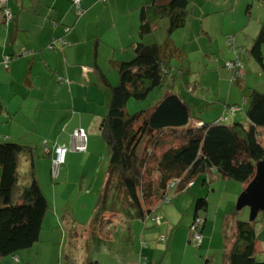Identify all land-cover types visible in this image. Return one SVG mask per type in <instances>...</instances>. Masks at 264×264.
Wrapping results in <instances>:
<instances>
[{
  "label": "crops",
  "instance_id": "crops-1",
  "mask_svg": "<svg viewBox=\"0 0 264 264\" xmlns=\"http://www.w3.org/2000/svg\"><path fill=\"white\" fill-rule=\"evenodd\" d=\"M151 2L81 0L80 12H77L72 0H9L4 5L0 3V141L33 145L28 134L33 133L34 128H29L22 119L29 112L41 118L37 122L45 126V134L41 135L54 139L50 146L44 140L47 149L43 147L40 153L45 158L37 162L34 159L36 176L48 205L39 239L27 250L0 256V264H67L64 257L68 250L65 226L72 222L78 229L85 227L96 203L87 220L76 222L67 208L61 210L54 198L50 201L46 197L40 177L48 173L54 144L68 145L74 128L85 131L86 149L75 153L76 150L68 148V159H65L68 164L60 169L59 175L65 170L68 176L80 160L87 165L85 179L89 173L94 174L99 170L98 158L102 153V142L105 143L100 125L108 110L110 87L119 79L115 63L130 60L137 42L159 44L171 36L177 46L178 30L188 28L182 34L196 40L198 49L207 56V66L214 61L212 57L223 59L225 63L237 57L242 62V77L234 83L237 87L230 82L231 72L226 67L222 70L224 73L219 72L230 82L226 91L217 96L225 100L226 107L235 105L237 108L242 98L246 103V93L251 89H264V75L249 53L253 39L264 27V0H189L193 6L189 10L192 17L188 18L184 27L169 33V20L162 15L152 31L141 34L142 8H147ZM4 8L9 9L10 19H6ZM228 37H232L231 45L227 43ZM262 50L264 59V45ZM182 55L180 51L178 56ZM6 58L7 65L4 63ZM234 112L228 111L229 116H226L225 111L222 118L226 120L232 117L233 120ZM21 154L27 171L30 155ZM192 186H195V181ZM196 193L199 192L196 190ZM179 198L173 200L174 206L167 207L166 213L184 211L179 205ZM147 202L154 211L162 204L154 197L147 198ZM154 215L157 216L156 213ZM136 219H118L107 224L100 236L101 239L105 238L104 242L100 244L94 241L88 252L80 249V253L76 254L77 264H84L86 256L96 260L97 264H139L141 259L146 264H224L222 254L228 239L223 228L217 238L218 248L213 252L209 247L213 234L209 239L203 235L205 220L198 247L204 244L207 254L205 257L193 255L187 259L183 253L189 251L190 247L188 243L184 246L178 243V232L173 233L168 229L165 239L161 240V232L156 234L154 230H145V227L140 230ZM191 220L192 215L190 219L187 218L185 223L188 227L184 225L183 230H189ZM142 221L146 222L147 219ZM115 224L121 227L111 235L108 228ZM263 228L264 214L256 226L255 257L260 261H264ZM188 233H182L180 240L189 242L190 230ZM93 252H97V256H93Z\"/></svg>",
  "mask_w": 264,
  "mask_h": 264
},
{
  "label": "trees",
  "instance_id": "trees-1",
  "mask_svg": "<svg viewBox=\"0 0 264 264\" xmlns=\"http://www.w3.org/2000/svg\"><path fill=\"white\" fill-rule=\"evenodd\" d=\"M188 4L189 0H152L147 8H142L139 32L152 31L162 15L169 20V33L184 27ZM263 45L264 27L249 49L264 75ZM179 53L180 48L167 36L159 44L137 42L130 60L115 63L119 79L110 87L108 110L100 125L108 150L105 181L85 227L78 229L72 222L65 226L68 238L71 237L64 254L67 264H77L80 249L88 252L94 241L103 243L101 231L107 224L118 219L151 218L155 211L148 206L147 198L163 203L169 190L175 194L187 191L198 176L203 184L209 183L212 173L244 186L254 176L256 162L264 156V89L246 93L245 123L201 120L200 124L195 121L181 127L154 129L149 126V116L161 100L146 110L127 112L130 97L142 99L154 87L169 91L166 86L170 61ZM182 103L190 118L189 104ZM23 152L30 158L27 171L21 175L18 161ZM33 152L31 146L0 141V256L27 250L39 239L48 205L36 176ZM207 205L205 194L195 196L190 238L194 231L202 235L205 217L201 213ZM197 218L201 222L193 229ZM255 222L256 218L234 221L233 238L230 241L227 237L222 254L224 264H264L255 257ZM79 237L83 244L77 242ZM84 264L97 262L86 256Z\"/></svg>",
  "mask_w": 264,
  "mask_h": 264
},
{
  "label": "rangeland",
  "instance_id": "rangeland-1",
  "mask_svg": "<svg viewBox=\"0 0 264 264\" xmlns=\"http://www.w3.org/2000/svg\"><path fill=\"white\" fill-rule=\"evenodd\" d=\"M192 7L193 6L189 4L188 11L190 9L192 10ZM191 12L189 11L188 14L189 19L192 17ZM186 29L188 28L178 30L180 32H177L180 33L177 34V38L179 40V44H177V46L180 48V51L183 52V55L182 57L175 56L170 61L171 68L167 78L168 86H166L169 91L166 93L170 95H176L179 97V99L186 101V103L189 104L190 118L188 123L195 122L196 119L202 120L204 122H210L218 119L219 121L226 123L232 121H245L247 103H243L245 100L243 98L240 101L241 105L235 109V117H233L234 119L232 120V117H227L226 120L222 119L224 116L223 113L226 111V116H229L228 111H230V107H226L224 105L225 100L223 98H217L220 93L226 91L230 83L229 80L226 81V79L219 74V72H223L222 70L225 68V60L212 57L214 61L211 62L209 66H207V56L203 55L201 50L198 49L196 40H190L187 35L182 34L184 33L183 31H186ZM232 85L237 87L236 84ZM164 90V88L154 87L148 92L147 96L142 99L138 100L130 97L126 103L127 112L129 114H133L142 109L146 110L150 108L159 100H162L164 97H166ZM44 102H46V100ZM35 116L36 114L29 112L26 118L22 117V119L25 121V124L29 126V128H34L33 133H29L28 136H31L29 140H31L33 144L31 146L34 149L35 162H37L38 159L45 158L40 153L43 151V141L46 140L48 146H50L54 142V139H48L47 136L41 135L42 133L45 134V129L43 128L45 126L39 125L37 122L41 118H36ZM261 140L264 143V130ZM102 143V153L98 158L100 168L94 174L89 173V176H87L86 179L84 177V172L87 165L82 160L77 161L78 163L76 162L68 176L66 175L65 170H63L60 175L58 173V176H53L50 165V167H48V173L46 172L40 177L42 180L41 184L43 185L42 188L46 197L49 198L50 201H52L54 198L57 207L61 210H66L67 208L68 212L72 213L76 222H84L87 220L98 199L99 192L104 185L108 161V150L106 144L104 142ZM81 152L82 151H75V153ZM68 155L69 154L67 152L65 155L66 160L68 159ZM18 162L19 172H21V175H24L26 172V167L24 166L22 154ZM66 164H68V161L66 163L64 160L60 166V169H64ZM215 174L216 173H212L210 182L206 184H203L201 176L196 177L194 179L195 186H190L187 191L175 194L172 189L169 190L168 196L171 198V202L162 204L160 203V208L153 212L151 218H148L146 222L136 219L135 222L139 223V229L141 230L145 227V230H154L156 234L161 232L163 235H165L168 229L173 233L178 232V243L183 246L188 243L187 245L190 247L189 251L183 253L187 259L192 258L193 255H196L197 257L203 255L202 257H205L207 253H205L204 244H201V246L198 247V244L194 242L192 237L190 238L189 242H186V239H184V241L180 240L182 239V233L184 234L185 232L186 235L189 231L187 228L186 230L183 229L188 227L185 222L187 218L190 219V216L193 213V199L197 194H205L208 200V205L206 211L201 213V215H203L206 220V226L203 231V235H205L206 239H209V237L213 234V240L209 245L211 251L214 252L218 248L217 238L220 237L222 228L231 241L233 238L234 221L236 219L248 220L249 209L248 207H243L241 209L236 208V201L239 194L243 190V184L232 179L216 177ZM196 190L199 193H196ZM177 197H180L179 205L184 208V211H173L166 213L165 211L167 207L174 206L173 200L175 201ZM155 213L159 218V222H156L152 218L155 216ZM263 214V211L258 213L255 222V229ZM153 220L157 224L154 223ZM167 222L169 223V228L166 230L165 228ZM184 225L185 227H183ZM119 227H121L120 224L109 226V234L112 235L113 233H117V229H119ZM69 238L71 239V237ZM77 242L83 244V238L79 237ZM109 245L113 246V243H110ZM221 248L222 245L221 247L219 246V249ZM180 251L183 252L184 249H180ZM96 254L98 253L93 252V256H97Z\"/></svg>",
  "mask_w": 264,
  "mask_h": 264
},
{
  "label": "water",
  "instance_id": "water-1",
  "mask_svg": "<svg viewBox=\"0 0 264 264\" xmlns=\"http://www.w3.org/2000/svg\"><path fill=\"white\" fill-rule=\"evenodd\" d=\"M188 120L184 104L175 95H168L151 112L149 126L154 129L181 127L185 126ZM243 207H248L250 221L254 220L260 211H264V156L256 162L254 176L237 198L236 208Z\"/></svg>",
  "mask_w": 264,
  "mask_h": 264
},
{
  "label": "built area",
  "instance_id": "built-area-1",
  "mask_svg": "<svg viewBox=\"0 0 264 264\" xmlns=\"http://www.w3.org/2000/svg\"><path fill=\"white\" fill-rule=\"evenodd\" d=\"M9 0H0L1 4H5L7 3ZM73 5L75 6L77 12L81 11V0H72ZM4 15L6 17V19H10L11 17V13L9 11V9L4 8ZM227 43L229 45H231L232 43V37H228L227 38ZM7 59H5V65H7ZM225 67L231 72V76H230V82L231 83H237L243 74V67H242V62L240 61V59H238L237 57L234 60H229L225 63ZM236 107L235 106H231L230 107V111L235 110ZM198 124H200V122H198ZM86 141H87V136L85 131L82 128H74L73 131L70 134V141L69 144L66 145L65 143H56L53 146V156H52V162H51V173L53 176H58L59 173V169L61 164L64 162L65 160V155L66 152L69 149L72 150H76V151H84L86 149ZM44 148L47 149V144L46 142L44 143ZM170 185H173V183L171 182ZM170 201V197L168 195H166L163 199V203H168ZM156 222H159V218L157 216H153L152 217ZM153 220V221H154ZM201 222L200 218H197L195 220V224L193 226V229H195V227ZM161 240L165 239V236H161L160 237ZM192 239L194 240V242H196L197 244H199L200 239H201V235L194 231V234L192 236ZM139 264H146L144 259H141L139 261Z\"/></svg>",
  "mask_w": 264,
  "mask_h": 264
}]
</instances>
